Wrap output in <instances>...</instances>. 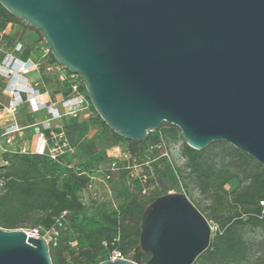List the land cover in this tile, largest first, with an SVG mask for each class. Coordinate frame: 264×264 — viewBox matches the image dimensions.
Masks as SVG:
<instances>
[{
    "label": "water",
    "instance_id": "obj_1",
    "mask_svg": "<svg viewBox=\"0 0 264 264\" xmlns=\"http://www.w3.org/2000/svg\"><path fill=\"white\" fill-rule=\"evenodd\" d=\"M79 76L103 122L145 142L163 122L203 151L226 142L264 166V0H0ZM131 260L193 264L212 226L183 193L150 203ZM0 264H52L48 243L0 227Z\"/></svg>",
    "mask_w": 264,
    "mask_h": 264
},
{
    "label": "trees",
    "instance_id": "obj_2",
    "mask_svg": "<svg viewBox=\"0 0 264 264\" xmlns=\"http://www.w3.org/2000/svg\"><path fill=\"white\" fill-rule=\"evenodd\" d=\"M10 23L33 29L0 4V32ZM36 32L43 39L41 33ZM7 40L14 44V38ZM45 47L47 64L57 63L46 44ZM66 73L67 80L56 78L60 89L56 93L61 91L64 98L69 96L72 82V74ZM4 81L3 92L8 84L6 78ZM81 91L90 103L91 114H79L70 121L81 130L99 131V135L91 138L85 146L75 144L68 138L73 152L58 161H53L47 155L0 154V227L5 230L38 228L43 236L49 232L52 237L48 243L52 264H100L109 260L116 251L131 260L139 245L144 211L157 197L167 194V187L156 194H142L143 182L148 187L151 181L144 175L145 181L142 178L134 180L139 193L136 196L126 195L114 209L109 210L103 200L90 199L84 204L81 197L90 185L89 173L107 171L112 163L124 169L120 165L122 160L118 158H108L107 165L101 168L90 164L96 154V142L110 137L113 147L127 146L130 154L126 151L125 155L129 160L138 155L136 147L145 142L129 141L115 134L93 108L82 80ZM152 138L156 143L163 139L167 142L184 139L179 128L165 122L157 131L149 133L147 141ZM217 146H221L230 159L228 169L214 156ZM78 148L86 152L90 163L74 162ZM182 155L186 163L176 173L169 167H156L155 172L159 179L173 184H177L178 177L183 181L187 178L193 180L206 195V200L210 201L209 205L193 203L207 220H213L217 225L208 249L193 264L247 263L254 248L244 238L243 229L250 227L264 231V210L260 205L264 201V166L226 142H213L203 151H196L184 140ZM119 172L111 174V181ZM233 180H237L241 186L228 192L226 186ZM184 185V194L188 196V184L185 182ZM149 259V254H143L141 264H146ZM252 264H264V257L256 258Z\"/></svg>",
    "mask_w": 264,
    "mask_h": 264
},
{
    "label": "rangeland",
    "instance_id": "obj_3",
    "mask_svg": "<svg viewBox=\"0 0 264 264\" xmlns=\"http://www.w3.org/2000/svg\"><path fill=\"white\" fill-rule=\"evenodd\" d=\"M17 28L24 30L25 33H27L34 41H36L39 52L43 54L47 52L44 40L41 39L40 34H38L35 29H28L24 27V25H18ZM64 126H66L65 130L68 138L73 143L80 146H85L91 138L99 135V131L90 132L79 129L70 120L66 121ZM147 140L145 141V144L136 147V150H138L139 153L131 160H129V157L128 159L124 158L125 153L128 150L127 146L118 145L113 147L112 140L110 137H108L102 141L96 142V154L93 158V161H91L92 163H90L91 159L86 158V152L79 148L76 150L74 162L76 164L87 162L97 168H101L107 165L108 158H118L122 160L120 165L124 167V169H121L119 174L116 175L112 181H110L108 187L105 188L104 186L99 185L97 186L98 188H95L109 210L119 206L123 202L126 195L136 196L139 192L138 189L135 188L134 180L143 178L144 175L148 176V180L151 181L148 187L146 186V183L143 182L144 190L142 194H156L163 191L166 187L167 193L184 194V183L186 182L190 190V195L188 193L187 196L188 199H191L193 201L192 203H195L196 205H209L210 201L206 200V195L202 193L193 180L187 178L185 181H183L181 177H178L177 184H173L166 179H159L155 172L156 167L161 169L169 167L175 173L177 172L178 168L184 167L186 163V159L182 155L184 139L179 138L177 140L168 142L163 139L157 143L154 142V138L149 141ZM127 152L130 154L129 151ZM214 156L225 169H228L230 166V159L226 157L221 146H217L214 149ZM240 186L241 185L237 180H233L227 184L226 189L228 192H233ZM85 196L89 197V194L87 193ZM195 204L193 205L195 206ZM208 221L213 229L211 234L212 238L215 235V231L217 230V225L213 220ZM243 234L244 238L249 243H251L254 248L253 255L245 264H252L256 258L264 257V231L246 227L243 229Z\"/></svg>",
    "mask_w": 264,
    "mask_h": 264
},
{
    "label": "built area",
    "instance_id": "obj_4",
    "mask_svg": "<svg viewBox=\"0 0 264 264\" xmlns=\"http://www.w3.org/2000/svg\"><path fill=\"white\" fill-rule=\"evenodd\" d=\"M37 68V65L31 61L22 62L12 56H6L0 63V76L8 80L4 94L10 99L8 109L16 111V109L28 103L33 112L47 111L49 117L40 122L30 126L33 135L36 138L34 148H28V144H23L17 153L22 154H37L47 155L53 161H58L62 156L72 153L73 148L70 144L65 128L61 123L64 118L76 119L79 114L90 115V103L85 94L81 91V78L76 75H71L72 82L69 86L70 94L67 98H62L59 102V107L55 104H48L43 100V96L36 88V85H31L27 79L28 74ZM47 72L57 76L58 80H67L66 70L59 64H49ZM25 95V99L24 96ZM22 131V128L17 125H12L5 129L0 134V151L6 152L5 145H13L15 143V134ZM128 159L127 156H124ZM121 168L117 163H112L110 168L105 170H98L89 173L90 185L86 191L82 193L81 200L87 203L90 199L100 201L101 196L94 188L95 183H99L105 188L111 181L112 173L119 172ZM143 181L146 176H143ZM89 194V197L85 196ZM264 210V201L260 202ZM28 237L39 239L43 238L47 243L51 241V234L47 232L44 236L40 233L38 228L24 229ZM127 259L121 252H113L109 260ZM130 260V259H128Z\"/></svg>",
    "mask_w": 264,
    "mask_h": 264
},
{
    "label": "crops",
    "instance_id": "obj_5",
    "mask_svg": "<svg viewBox=\"0 0 264 264\" xmlns=\"http://www.w3.org/2000/svg\"><path fill=\"white\" fill-rule=\"evenodd\" d=\"M17 27V24L10 23L4 31L0 32V63L6 56H12L22 62L31 61L35 63L37 68L28 74V81L33 86L37 84L36 88L40 91L46 103L55 104V106L59 107V102L64 97L61 91L56 93L60 90L56 83L57 76L46 70L48 66L46 59L47 52L45 54L39 52L36 41L25 33L24 30H20ZM8 38H14V44L10 43L7 40ZM4 82V78L0 76V134L12 125H17L22 128L20 133L15 134V143L4 146L6 152H17L25 143L28 144V148H34L36 138L30 126L46 120L49 114L45 110L33 112L28 103L19 106L14 112L10 111L8 109L10 99L8 100V97L2 91ZM23 97L25 99V95ZM68 120L70 118H64L62 120L61 123L63 126ZM2 153L4 152L0 151V154ZM99 185L101 184L95 183L94 188H98L97 186Z\"/></svg>",
    "mask_w": 264,
    "mask_h": 264
}]
</instances>
